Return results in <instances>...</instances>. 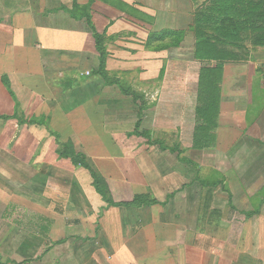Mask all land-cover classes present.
<instances>
[{
	"label": "crops",
	"instance_id": "obj_1",
	"mask_svg": "<svg viewBox=\"0 0 264 264\" xmlns=\"http://www.w3.org/2000/svg\"><path fill=\"white\" fill-rule=\"evenodd\" d=\"M209 3L0 0V264H264V45L198 58Z\"/></svg>",
	"mask_w": 264,
	"mask_h": 264
},
{
	"label": "trees",
	"instance_id": "obj_2",
	"mask_svg": "<svg viewBox=\"0 0 264 264\" xmlns=\"http://www.w3.org/2000/svg\"><path fill=\"white\" fill-rule=\"evenodd\" d=\"M89 23L91 24V21ZM196 23V56L204 59L226 58L230 54L227 53L226 55L217 43L241 41L244 39L242 32L250 33V38L254 44L264 45V0H210V3L198 12ZM208 26L213 28L216 34L208 33L206 31ZM94 36L101 63L99 69L95 72L102 75L107 84L119 83L108 77L105 68L107 52L104 46V35L94 30ZM122 90L129 95L134 94V92ZM134 98L137 99L135 95ZM42 122L46 123L47 121L42 119ZM61 155L71 157L74 164L90 168L85 156L77 153L69 142L62 143ZM91 172L95 178L97 189L103 193L99 177L92 169ZM155 202L156 200L151 199L149 195H137L131 204L139 206Z\"/></svg>",
	"mask_w": 264,
	"mask_h": 264
},
{
	"label": "rangeland",
	"instance_id": "obj_3",
	"mask_svg": "<svg viewBox=\"0 0 264 264\" xmlns=\"http://www.w3.org/2000/svg\"><path fill=\"white\" fill-rule=\"evenodd\" d=\"M210 31L211 32H214V30L213 29H210ZM215 34H216V32H214ZM213 34V33H212ZM193 77L195 76V72H193V75H192ZM43 119H45L44 117H43Z\"/></svg>",
	"mask_w": 264,
	"mask_h": 264
}]
</instances>
